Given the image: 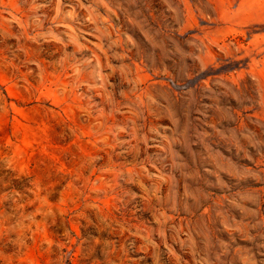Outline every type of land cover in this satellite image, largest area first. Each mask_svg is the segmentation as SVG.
<instances>
[{"label":"rangeland","instance_id":"1","mask_svg":"<svg viewBox=\"0 0 264 264\" xmlns=\"http://www.w3.org/2000/svg\"><path fill=\"white\" fill-rule=\"evenodd\" d=\"M0 264H264V0H0Z\"/></svg>","mask_w":264,"mask_h":264}]
</instances>
